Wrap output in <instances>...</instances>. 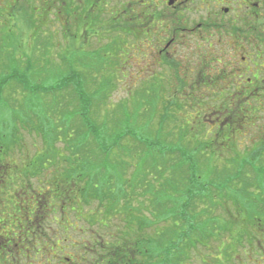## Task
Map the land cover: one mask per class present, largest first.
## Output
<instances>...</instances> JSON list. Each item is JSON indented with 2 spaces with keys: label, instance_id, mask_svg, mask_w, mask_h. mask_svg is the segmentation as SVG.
Masks as SVG:
<instances>
[{
  "label": "rangeland",
  "instance_id": "rangeland-1",
  "mask_svg": "<svg viewBox=\"0 0 264 264\" xmlns=\"http://www.w3.org/2000/svg\"><path fill=\"white\" fill-rule=\"evenodd\" d=\"M0 18L16 25L0 19V163L10 169L65 170L59 165L68 158L73 169L84 162L85 171L94 172L87 176L96 179L89 193L116 203L112 211L118 216L148 223L144 249L153 246L154 264L161 247L175 241L180 249L174 264H264V240L250 226L264 227V192L251 191L246 181L247 197L255 193L246 202L239 200L240 192L230 191L239 189L228 184L238 160L235 166L217 162L215 146L205 148L213 130L200 128L205 125L198 124L183 97L160 90L169 88L167 79L154 84L128 77L118 33L110 31L114 42L107 43L110 29L88 32L90 41L77 50L50 17L43 30L36 17ZM96 38L106 42L97 45ZM72 74L75 84L66 87ZM80 98L90 103V117L102 132L98 138L80 123L85 109ZM178 103L183 111L177 112ZM194 192L202 202L191 203L189 214L195 215L199 234L185 236L191 229L184 221V228H177L175 218ZM148 259L153 258L148 254Z\"/></svg>",
  "mask_w": 264,
  "mask_h": 264
},
{
  "label": "flooded vegetation",
  "instance_id": "flooded-vegetation-1",
  "mask_svg": "<svg viewBox=\"0 0 264 264\" xmlns=\"http://www.w3.org/2000/svg\"><path fill=\"white\" fill-rule=\"evenodd\" d=\"M4 16L36 17L41 29L50 17L77 50L85 33H118L128 77L167 79L160 90L183 97L200 128L213 130L205 148L215 146L217 162L238 160L228 181L239 189L225 191L247 181L264 192V0H0ZM88 173L0 169V264H154L145 262L148 223L89 193ZM250 226L264 240L263 225Z\"/></svg>",
  "mask_w": 264,
  "mask_h": 264
},
{
  "label": "trees",
  "instance_id": "trees-1",
  "mask_svg": "<svg viewBox=\"0 0 264 264\" xmlns=\"http://www.w3.org/2000/svg\"><path fill=\"white\" fill-rule=\"evenodd\" d=\"M43 30V29H42ZM66 34V33H65ZM64 34V35H65ZM67 35H69V34H66L65 36H67ZM85 35L87 36V33H85ZM108 37H109V34L107 35ZM88 37V36H87ZM65 39L67 40V41H72L71 40V37L70 36H67V38L65 37ZM69 41V43H71ZM72 44V43H71ZM70 46H72L74 49H76L75 47H74V45L72 44V45H70ZM88 48V47H87ZM81 74V76H82V72L80 73ZM76 76V75H75ZM13 78H14V76H13ZM67 79H69L68 80V82L66 83L67 84V86L66 87H68L69 85L68 84H75V79H74V74H72V75H69L68 77H67ZM81 79V78H80ZM78 86H79V89H81V87H80V84H78ZM51 89H53V86L50 88V90ZM33 93V92H32ZM80 102L83 104L84 102H83V99L82 98H80ZM83 106L84 107H82V109L83 108H85L84 109V113H82V117L80 116V119L82 120V122H80L82 125H84V127H87V129H88V131L89 130H91L90 129V127L91 128H93L94 129V131H95V133H96V136H95V138H98L101 134H102V132L100 131V129L99 130H97V126H96V124L92 121V119H91V117H90V114H91V106H90V103L89 104H87V102L86 103H84L83 104ZM176 109H177V112H180V111H183L184 110V106H183V104H177V107H176ZM104 152H108V149H105L104 150ZM175 152V151H174ZM175 153H177V152H175ZM185 152H183V154H184ZM59 162V161H58ZM64 166L65 168H67V169H65V171H74V170H84V162H82L80 165H79V169H73V168H71V165H69V158L67 159V160H65L64 162L62 161L61 163H60V165L59 166ZM6 166H8L7 165V163H0V169H10V168H8V167H6ZM55 167H53V168H50V169H34V170H58V169H54ZM23 170H30V169H23ZM61 170H64V169H61ZM88 175V174H87ZM87 175H82L83 177L82 178H87L88 176ZM194 175V174H193ZM192 175V176H193ZM192 176H191V178L189 179L190 180V182H191V185H193L194 184V181H193V178H192ZM81 178V177H80ZM82 183H85V181L84 180H81L80 181V184H82ZM234 184L235 183V181H232L231 183H228V184ZM89 187H87V189H88ZM191 189H193V188H191ZM243 189V191L244 192H242V190H241V192L240 193H238V197H239V200H243V201H246V202H248L249 201V199H251L252 200V197L253 198H255V193L254 194H249L250 196L249 197H247V194H246V190L244 189V188H242ZM194 190V189H193ZM193 190H191V191H193ZM191 191H189V192H191ZM246 191V192H245ZM226 193V192H225ZM189 194V193H188ZM242 195V196H241ZM192 198H190V200L188 199V200H185L184 201V204H183V206H182V208H181V210L179 211V212H177V216L176 217H178V216H180L179 217V219L177 220L176 218H175V223H176V225H177V228H179L180 227V230L182 229V228H184V226H183V224H182V226H180V224H181V222L180 221H184V224H186L191 230L190 231H187V233H183V235H190V234H192V232H196V233H198V230H197V228H198V224H196V218H195V215H190L189 214V211H192L193 212V208L192 209H190V206H191V203H192V205L195 203V202H202L201 201V198H200V196L197 194V193H193L192 194V196H191ZM231 200H235V201H237L236 199H235V197H233V198H231ZM257 200H259V201H261L262 200V197L260 196V199H257ZM192 201V202H191ZM264 201V200H263ZM226 202V201H225ZM228 202V201H227ZM196 207V206H195ZM246 210H248L250 213H252L251 212V209L249 208H245ZM245 210V212H247ZM241 212H243V210H241ZM248 212V213H249ZM190 215V218H191V220L193 221V223L191 224V222H188L187 221V218H188V216ZM229 216H231V214H228ZM231 219V218H230ZM146 227V226H145ZM144 228V227H143ZM177 231H179V230H177ZM183 231V230H182ZM199 234V233H198ZM145 235V232L143 233V236ZM220 236V235H219ZM145 239V242L147 243V239H146V236L144 237ZM148 238V237H147ZM196 242H198V240H195ZM194 241V242H195ZM181 242L183 243V240H181ZM193 242V243H194ZM150 243L152 244V242H151V240H150ZM161 249L163 250V253L160 255L161 256V258H160V261H159V263L158 264H174V261H175V252L176 251H178L179 249H180V247H179V241H175L174 243H170V244H168L167 243V246H162L161 247ZM150 250V251H149ZM148 251V254L150 255V256H153V254L155 253L154 252V248L153 247H150V249H149ZM145 257H147V254L145 253Z\"/></svg>",
  "mask_w": 264,
  "mask_h": 264
}]
</instances>
